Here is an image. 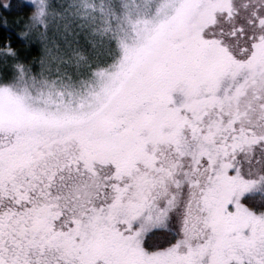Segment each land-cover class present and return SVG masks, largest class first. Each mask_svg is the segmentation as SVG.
Returning a JSON list of instances; mask_svg holds the SVG:
<instances>
[{
    "label": "snow or ice",
    "instance_id": "1",
    "mask_svg": "<svg viewBox=\"0 0 264 264\" xmlns=\"http://www.w3.org/2000/svg\"><path fill=\"white\" fill-rule=\"evenodd\" d=\"M0 264H264V0H0Z\"/></svg>",
    "mask_w": 264,
    "mask_h": 264
}]
</instances>
